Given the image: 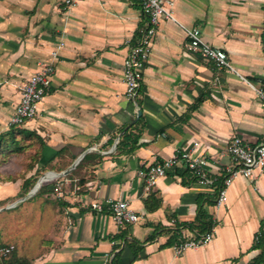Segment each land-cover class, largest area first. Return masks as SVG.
Wrapping results in <instances>:
<instances>
[{"label":"crops","instance_id":"crops-1","mask_svg":"<svg viewBox=\"0 0 264 264\" xmlns=\"http://www.w3.org/2000/svg\"><path fill=\"white\" fill-rule=\"evenodd\" d=\"M169 1L175 22L160 19L132 103L125 97L122 64L147 27L138 1L77 0L67 7L64 0H0V136L7 134L6 141L20 87L64 44L35 117L17 128L30 137L14 135L35 160L28 174H5L6 162L18 155L16 143L0 151V204L33 201L43 218L38 223L46 224L33 264H106L116 245L123 264H248L259 253L251 246L257 233L264 234V169L252 179L234 178L223 204L213 201L216 179L230 164L231 139L255 145L264 136V110L244 82L257 86L264 78V0ZM181 27L197 29L208 45L225 51L236 74L189 53ZM199 96L204 100L196 105ZM130 130L139 134L138 147L118 154L117 144ZM180 151L206 160L207 182L183 184L178 169L146 193L147 169ZM77 160L66 176H55ZM42 167L38 179L46 176L47 192L19 198L23 180ZM149 195L160 201L154 211L145 208ZM117 200L129 203L137 223L119 230L109 214L90 208ZM198 205L215 223L212 241L176 256L167 243L169 230L193 222ZM120 231L141 245L135 261L121 240H113ZM180 232L199 236L186 227Z\"/></svg>","mask_w":264,"mask_h":264},{"label":"built area","instance_id":"built-area-1","mask_svg":"<svg viewBox=\"0 0 264 264\" xmlns=\"http://www.w3.org/2000/svg\"><path fill=\"white\" fill-rule=\"evenodd\" d=\"M139 2L143 14L147 18V27L140 34L138 39L129 46L127 55L122 64V78L125 85V97L128 101L135 103L138 92L141 88L143 67L149 57L151 40L155 34V29L161 18L175 22L170 9L169 0H136ZM77 0H64L67 7H72ZM186 37V50L197 55L206 62H210L218 71L224 70L235 73L227 53L221 49L211 47L201 37L200 32L194 28L181 27ZM261 41L264 47V20L261 27ZM61 41L51 52L47 62L38 63L36 71L19 89V98L15 106L13 115L9 119V126H22L27 121L33 119L37 113V107L46 95L52 75L54 74V63L58 57V51L63 47ZM244 82L251 87L264 110V78L257 85L253 86L246 80ZM226 153L230 164L226 169V176L218 192L215 206L219 207L225 200L227 186L236 177L252 179L253 172L257 169H264V136L255 145H249L239 137H234L226 146ZM206 160L200 156H193L188 151H180L164 159L161 162L150 166L144 175V191L149 193L159 179L174 173L179 168L188 169L198 176V182L206 183L205 174ZM59 195H61L59 193ZM91 210L96 213H107L110 215L116 227L121 230L126 226L138 222L139 217L130 208L127 201H106L105 203H93ZM214 226L210 232L197 238H187L180 236L172 246L171 250L176 256L183 254L187 250H196L206 246L212 241ZM14 247L9 245L0 249V257H6ZM110 262L111 257L109 258Z\"/></svg>","mask_w":264,"mask_h":264},{"label":"trees","instance_id":"trees-1","mask_svg":"<svg viewBox=\"0 0 264 264\" xmlns=\"http://www.w3.org/2000/svg\"><path fill=\"white\" fill-rule=\"evenodd\" d=\"M203 100H204V97L199 96L197 98L195 104L199 105L203 102ZM138 124H140V119L132 126V128H135V126H137ZM11 127L12 128L10 129V132H9V134L11 133L9 142L6 141V135L7 134L0 136V151H2V149H7V148L11 149L12 145L16 143L14 152L21 153L24 151L25 148H27V146L18 144V142L14 138V135H16V134L17 135H23L25 138L24 140H27L30 137V135H29V133H24L23 130H18L17 129L18 126H11ZM138 140H139V134L138 133H134L131 130L128 132H125L123 137L120 139V141L117 144L118 154H121L124 151L127 154H131L138 147ZM42 146H43L42 143H40V147H42ZM10 152H12V151L10 150ZM88 158H89V156L86 155L78 163L74 172L72 173V176L78 175V172L83 168V166L87 162ZM34 161L35 160H33V162ZM33 162H32V164H33ZM32 166L33 165L29 166L28 169L29 168L31 169ZM179 169L181 171L180 172L177 171V172H179V174L181 175L183 184H188L191 182L198 181V176L194 175L188 169H185V168H179ZM42 171H43V167L41 169H38L35 172L34 176H31V177L23 180L22 186H21V191L19 194V198H24L28 194V192L30 190H32V188L34 187L35 183L38 180V176L41 174ZM225 176H226V174H224L220 178L216 179L217 192H219ZM184 180H187V182ZM83 183H84V180L81 179V177H79L78 184L81 185ZM46 192H47L46 186L42 185L39 188V190L33 195V197H37V196L42 195ZM213 202L215 205L216 199ZM159 206H160V201L158 199L154 198L153 195H149L147 197V199L145 200V208L148 211H154V210L158 209ZM213 226H215V223L211 220L210 216L207 215L206 212L202 209L201 205H198L194 221L191 223H188V224L176 223L174 225V228L169 230V231H171V236H170L169 240L167 241V243L169 245H172L176 240H178L180 238V236H182L180 230L183 227H186V228L190 229L191 231H194L195 233H197L199 236H202V235H205L206 233L210 232V230ZM113 240H121V242H123L124 245H126L130 249V251L132 252V256H133V261H135L138 258V252L141 249V245L136 241H128L127 238L125 237L124 231H120L118 233V235H115L113 237ZM8 246L9 245H0V249L4 248V247H8ZM118 248H119V245H116L113 247V249H114L112 251L113 257L110 259L109 264H123L121 257H120V252H115V250ZM251 250H258L259 253L248 264H264V234L262 231H260L259 233H257L254 236L253 243L251 246ZM0 264H33V261H32V259H28L25 256H19L17 254L15 248H14L6 257H0Z\"/></svg>","mask_w":264,"mask_h":264},{"label":"rangeland","instance_id":"rangeland-1","mask_svg":"<svg viewBox=\"0 0 264 264\" xmlns=\"http://www.w3.org/2000/svg\"><path fill=\"white\" fill-rule=\"evenodd\" d=\"M23 152L11 157L4 166L5 174L10 178H24L28 174V167L32 165L33 159L28 152V144ZM40 208L32 202L17 204L16 201H9L0 204V245L14 246L19 256L32 258L35 252L33 247L41 243L45 238L46 224L42 221ZM16 242V243H15ZM20 244V249L17 248Z\"/></svg>","mask_w":264,"mask_h":264},{"label":"water","instance_id":"water-1","mask_svg":"<svg viewBox=\"0 0 264 264\" xmlns=\"http://www.w3.org/2000/svg\"><path fill=\"white\" fill-rule=\"evenodd\" d=\"M140 113L139 111L137 112V117H139ZM79 162V160L75 161L69 169H67L66 171H64L63 173H60V174H57L55 176L57 177H63V176H66L74 167L75 165ZM47 181V178L45 175L41 176L37 182L35 183L34 187L32 188V190H30L28 192V194L22 198V200H26V199H29L30 197H32L38 190L39 188L42 186L43 183H45Z\"/></svg>","mask_w":264,"mask_h":264}]
</instances>
